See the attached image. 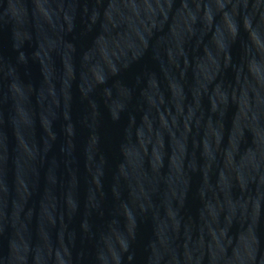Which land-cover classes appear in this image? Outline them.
<instances>
[{
    "label": "water",
    "instance_id": "1",
    "mask_svg": "<svg viewBox=\"0 0 264 264\" xmlns=\"http://www.w3.org/2000/svg\"><path fill=\"white\" fill-rule=\"evenodd\" d=\"M0 264H264V0H0Z\"/></svg>",
    "mask_w": 264,
    "mask_h": 264
}]
</instances>
